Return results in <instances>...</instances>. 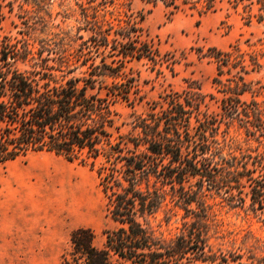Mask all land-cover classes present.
Instances as JSON below:
<instances>
[{"label":"rangeland","instance_id":"1","mask_svg":"<svg viewBox=\"0 0 264 264\" xmlns=\"http://www.w3.org/2000/svg\"><path fill=\"white\" fill-rule=\"evenodd\" d=\"M167 16L160 3L142 0H11L10 5L0 1V48L4 43L19 51L26 47L29 53L15 60L16 68L46 65L56 80L81 77L91 70L90 64L101 65V59L119 66L113 74L116 78L105 71L97 79L132 81L136 93L115 107V124L122 134L135 133L131 126L137 116L159 114L167 96L179 95L183 102L186 92L194 93L198 101L197 108L191 109L190 135L197 133L195 118L203 121L206 117L213 123L204 133L214 151L213 162L224 171L241 173L240 186L230 178L227 186L204 191L209 207L208 245L216 260L198 264H264V204L260 209L252 202L251 188L258 184L248 180L250 176L258 181L264 191V125L243 126L242 121L227 116L221 89L212 83L216 66L198 52L213 47L226 51L236 43L247 50L244 41L254 42L260 28L244 25L239 11L225 3L201 15L180 9ZM129 27L135 32L122 36ZM92 35L106 37L107 45H94ZM113 40L147 42L161 59L155 65L145 59H123L112 50ZM165 59L174 63L167 65ZM228 77L223 73L219 78L224 82ZM244 77L253 87H262L258 94L246 93L241 98L259 103L264 120V64ZM194 181L185 185L194 189ZM166 202L152 224L161 221L159 230L165 236L177 234L184 221V210L177 203L173 208L168 196ZM168 208L175 216L165 225L163 211ZM81 227L92 229L98 244L103 241L102 232L115 227L106 214L94 171L46 152L30 153L0 166V264H59L70 232Z\"/></svg>","mask_w":264,"mask_h":264},{"label":"trees","instance_id":"2","mask_svg":"<svg viewBox=\"0 0 264 264\" xmlns=\"http://www.w3.org/2000/svg\"><path fill=\"white\" fill-rule=\"evenodd\" d=\"M142 1L160 3L168 16L180 9L201 15L214 12L225 3L239 11L244 25L260 28V36L254 42L244 41L247 50L236 43L226 51L213 47L206 53L200 49L198 52L216 66L212 83L221 89L227 116H234L243 126L257 123L261 128L264 120L259 103L241 97L258 94L262 88L253 87L244 76L264 64V0ZM122 32V36L129 37L135 29L129 27ZM91 40L96 46L107 45L104 36L97 39L92 35ZM134 42L113 40L112 50L123 59L159 63L161 57L156 48L147 42ZM4 44L0 48V166L40 152L86 166L95 172L105 197L106 214L115 223L113 229L102 232L100 244L92 229L72 230L59 264H198L216 260L208 245L209 207L204 191L219 189L230 178L240 186L241 173L224 171L213 162L214 151L204 135L213 123L206 117L203 121L195 118L197 133L190 135L196 95L186 92L183 102L179 95L167 96L166 107L159 114L137 116L131 126L135 133L122 134L115 124V107L136 93L132 81L103 83L97 79L105 71L116 78L118 75L113 74L119 66L112 67L101 59V65L90 64L91 70L81 77L56 80L46 65L17 69L13 63L17 58L23 60L29 51ZM165 61L167 65L174 63V59ZM223 73L229 75L224 82L219 78ZM190 179H195L194 189L185 185ZM248 180L258 184L251 188V199L262 209L263 187L250 176ZM167 196L173 208L177 203L184 210V221L177 234L165 236L159 230L161 221L152 224L167 206ZM172 210L163 211L165 225L175 216Z\"/></svg>","mask_w":264,"mask_h":264}]
</instances>
